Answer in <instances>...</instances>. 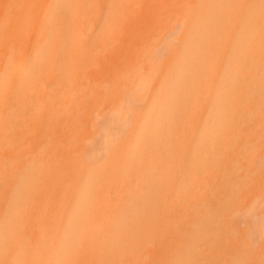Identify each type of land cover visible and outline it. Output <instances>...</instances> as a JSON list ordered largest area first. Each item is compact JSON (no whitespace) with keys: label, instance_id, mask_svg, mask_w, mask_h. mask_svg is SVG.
I'll return each mask as SVG.
<instances>
[{"label":"bare ground","instance_id":"1","mask_svg":"<svg viewBox=\"0 0 264 264\" xmlns=\"http://www.w3.org/2000/svg\"><path fill=\"white\" fill-rule=\"evenodd\" d=\"M0 264H264V0H0Z\"/></svg>","mask_w":264,"mask_h":264}]
</instances>
